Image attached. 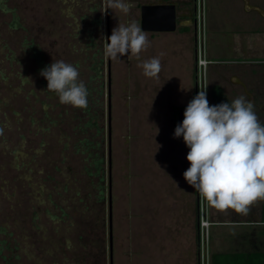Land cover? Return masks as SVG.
Wrapping results in <instances>:
<instances>
[{
    "label": "rangeland",
    "instance_id": "rangeland-1",
    "mask_svg": "<svg viewBox=\"0 0 264 264\" xmlns=\"http://www.w3.org/2000/svg\"><path fill=\"white\" fill-rule=\"evenodd\" d=\"M125 2L127 15L107 10V0H0V264H110L109 71L114 264H210L246 233L264 246V200L246 215L210 207L184 179L189 149L173 138L177 125L165 127V113L130 89V54L105 56L119 22L140 26L146 0ZM56 60L78 69L86 108L46 91L40 72ZM241 79L221 71L211 85L220 81L230 102L249 101ZM259 102L263 109L253 110L264 125V96ZM155 176L158 192L167 185L168 209L149 192ZM179 193L190 202L185 210L174 205ZM246 220L248 231L231 224Z\"/></svg>",
    "mask_w": 264,
    "mask_h": 264
},
{
    "label": "clouds",
    "instance_id": "clouds-1",
    "mask_svg": "<svg viewBox=\"0 0 264 264\" xmlns=\"http://www.w3.org/2000/svg\"><path fill=\"white\" fill-rule=\"evenodd\" d=\"M107 6L129 13L125 0H107ZM105 40V56L113 61L129 53L139 60V54L150 46L148 33L135 21L127 25L119 22ZM138 67L146 78H158L162 70L158 57ZM40 75L47 80L46 91L55 93L62 105L79 109L88 106V90L72 64L56 60ZM253 107L244 96L231 104L209 106L206 90H200L175 128L174 137L182 136L189 149L185 181L210 207L222 213L231 209L246 215L253 203L264 200V125Z\"/></svg>",
    "mask_w": 264,
    "mask_h": 264
},
{
    "label": "crops",
    "instance_id": "crops-1",
    "mask_svg": "<svg viewBox=\"0 0 264 264\" xmlns=\"http://www.w3.org/2000/svg\"><path fill=\"white\" fill-rule=\"evenodd\" d=\"M159 4L176 6L177 30L175 32H148L150 46L139 54V60L135 56H124L129 58L128 61L131 64L126 80H130L129 86L133 93L148 96L154 109H157L156 112L165 113L167 118L162 121V124L174 129L175 125H179L180 112L183 113V121L188 103L197 95V3L196 0H146V5ZM206 28L207 56L210 61L214 62L208 67L209 106L210 99L213 106L215 104L213 95L216 89L221 90L222 95L227 97L220 81L211 85L212 77L222 71V73H234L236 78H242L243 82L240 81L242 94L250 96L248 102L254 106V109L262 110L259 99L264 94L260 92L262 88L258 84L264 78V0H206ZM154 57L160 59L162 70L158 78H146L142 74V68L138 65ZM236 94L241 93L236 92ZM227 99L229 100L228 97ZM229 103H231L230 100ZM170 132L173 133L172 130ZM156 179L157 176H155L154 187L149 192L154 195V200L161 196L164 201L162 207L168 209L171 203L168 201L167 205V185L164 184L165 189L158 192ZM164 181H166V176ZM174 183L177 184L174 186H177L179 191L185 195L182 185L178 181ZM183 194L179 193L183 201L177 202L178 206L174 205L181 208L182 204L185 210L190 202L185 201L187 198ZM164 213L168 214L170 211ZM223 224L224 222H221L217 226H223ZM231 224L239 227L248 226V231L251 223L250 220H246ZM258 225L264 226L261 223V211ZM247 238V233L243 234V237H236L233 241L236 243V250L216 251L212 253L211 258L225 254L250 253L252 238L255 240L257 236ZM194 255L193 251L191 256L194 257Z\"/></svg>",
    "mask_w": 264,
    "mask_h": 264
},
{
    "label": "water",
    "instance_id": "water-1",
    "mask_svg": "<svg viewBox=\"0 0 264 264\" xmlns=\"http://www.w3.org/2000/svg\"><path fill=\"white\" fill-rule=\"evenodd\" d=\"M108 10V7H107ZM109 12V11H108ZM177 9L173 4L143 5L141 6V30L148 32H175L177 30ZM183 113L180 112L179 124L182 123ZM112 106H111V78L109 71L108 86V163H109V230H110V264H114L113 216H112V178H111V153H112Z\"/></svg>",
    "mask_w": 264,
    "mask_h": 264
},
{
    "label": "built area",
    "instance_id": "built-area-1",
    "mask_svg": "<svg viewBox=\"0 0 264 264\" xmlns=\"http://www.w3.org/2000/svg\"><path fill=\"white\" fill-rule=\"evenodd\" d=\"M196 3L197 94L200 90H206L208 100V67L214 62L210 61L207 56L206 0H196Z\"/></svg>",
    "mask_w": 264,
    "mask_h": 264
},
{
    "label": "trees",
    "instance_id": "trees-1",
    "mask_svg": "<svg viewBox=\"0 0 264 264\" xmlns=\"http://www.w3.org/2000/svg\"><path fill=\"white\" fill-rule=\"evenodd\" d=\"M214 100H224L221 90L214 91ZM261 223L264 225V204L261 207ZM211 264H264V246L252 239V250L247 254H225L211 259Z\"/></svg>",
    "mask_w": 264,
    "mask_h": 264
}]
</instances>
